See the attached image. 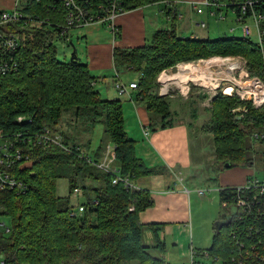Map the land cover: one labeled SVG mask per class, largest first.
<instances>
[{
    "label": "trees",
    "instance_id": "trees-1",
    "mask_svg": "<svg viewBox=\"0 0 264 264\" xmlns=\"http://www.w3.org/2000/svg\"><path fill=\"white\" fill-rule=\"evenodd\" d=\"M118 1L124 11L165 3V14L171 16L175 7L166 2L177 0ZM108 3V0H95L98 7ZM62 9L63 2L59 0H28L18 21L0 25L1 32L15 33L21 41L18 49L12 51L20 64L19 70L0 75V129L10 133L20 131L30 123L15 122L19 116H26L33 117L31 127L48 126L54 130L66 119V113L72 112L90 129L103 124L104 139L107 136L109 140L101 143L100 148L97 146V150H89L94 158L90 157L92 162L87 152L72 153L55 145L36 146L32 150L33 164L21 172L27 190L20 193L0 190V215L11 222L10 231L0 229V258L3 256L6 264H129L135 261L171 264L164 257L162 225H147L140 219L141 212L154 205V198L138 182L161 169L149 165L139 155V141L127 132L122 100L102 97L96 83L103 77L92 75L89 64L76 53L70 60H60L57 45L66 38L53 26L33 21L40 17L54 20ZM3 11L0 10V16ZM171 23L170 27L156 30L151 42L133 48H114L113 54L117 75L119 71L140 74L135 81L138 87L133 89L136 91L133 98L144 104L155 125L165 128L175 123L169 98L159 94L158 78L164 70L182 62L212 54L243 55L248 59L250 73L264 80V56L250 39L183 36L177 30L176 21ZM212 105L207 109L210 119L202 127L213 135L212 168L220 169L223 165L227 170L254 163L249 153L254 151L253 142L264 143V138H253L254 133L264 132V107L255 108L248 101L222 93L214 97ZM238 107L247 110L237 111L240 115L234 112ZM63 140L68 146H78L70 142L69 135L64 134ZM109 146L113 148L110 167L118 169L120 177L130 178L135 187L128 188L122 180L114 183L117 175L97 166L106 157ZM62 178L69 181L72 196L77 187L83 189L77 196L78 203L73 204L71 196L57 194V181ZM234 188L228 185L219 188L223 215L227 212L224 203H232L236 195ZM223 215L217 221H222ZM227 217L219 230L215 227L213 246L203 255L217 256L220 264H264L257 260L239 263L231 259L232 231L238 222L231 225ZM147 229L156 238L154 246L145 243ZM156 247L163 253L162 257L152 253ZM194 263L203 264L195 260Z\"/></svg>",
    "mask_w": 264,
    "mask_h": 264
},
{
    "label": "built area",
    "instance_id": "built-area-1",
    "mask_svg": "<svg viewBox=\"0 0 264 264\" xmlns=\"http://www.w3.org/2000/svg\"><path fill=\"white\" fill-rule=\"evenodd\" d=\"M28 0H14V7L5 10L1 14L0 25L18 21L22 16V8ZM30 1V0H29ZM33 1V0H31ZM63 2V9L59 15L53 20L51 17L36 18L39 24H48L58 29L62 37L71 41L69 32L79 28H85L94 23L108 24L113 35L114 41L121 37L122 27L117 23V18L127 11H124L118 0H108V6H96L95 0H59ZM25 2V3H24ZM24 3V4H23ZM175 7L171 16H167L170 22L182 19L180 0L171 2L167 1ZM190 5L197 15L207 13L209 17L225 20L229 13L235 15L240 25L243 38L250 39L254 46L258 48L264 56V0H202L190 1ZM102 7V9H101ZM253 23V26L250 23ZM197 28H207L204 20L196 21ZM234 31L235 29L232 28ZM256 33L258 39L254 40L253 35ZM195 37V35H193ZM21 45L19 36L15 33H3L0 31V75H6L19 70V62L13 55L12 51L18 49ZM185 66H196V69L202 68L203 78L207 81L204 88L208 92L215 95L217 91L223 95L237 96L242 101L250 102L255 108L264 107V80L258 75H252L248 68V59L243 55H222L210 58H200ZM180 73V70H178ZM168 70L163 71L159 77L160 94L167 95L171 91L173 79H169ZM184 75V86L179 91L186 95L190 92L192 84H197L195 79H189L186 72ZM165 75V80L161 77ZM181 76V75H180ZM119 77V74L117 75ZM116 89L120 94L129 93L138 87L137 82L124 83L118 80ZM221 90V91H220ZM211 95V96H213ZM243 108V111H246ZM26 125L22 130L16 132H5L0 129V190H16L17 193L25 192L28 188L27 183L22 179L21 172L33 164L32 150L36 146H58L68 152L81 153L79 146L66 145L64 138L58 135L53 128L45 126L37 129L31 127L33 117L19 116L15 123ZM144 133L148 137L150 134L149 127L144 126ZM254 139L264 138V132H256ZM110 146L107 155L97 166L106 171L119 174L118 169L110 167L112 152ZM88 159L93 160L88 156ZM110 167V168H109ZM122 180L128 188L135 187L128 177H120L119 175L113 180L114 183ZM236 188V195L233 202H225L226 207H235V211L230 212L227 219L233 225L238 222L232 231L233 251L231 259L235 262H245L249 260H257L264 262V180L255 175H250L245 183L233 186ZM234 188V189H235ZM74 196L77 197L83 191L81 187L74 190ZM200 194L205 192L200 191ZM1 211V206H0ZM4 225V224H3ZM230 225V226H231ZM5 226V225H4ZM7 231L10 228L6 227ZM256 234V235H255ZM258 238H257V237ZM253 237V239H252ZM213 258L214 261L220 263V259ZM0 264H6L3 256L0 258ZM191 264H195L192 261Z\"/></svg>",
    "mask_w": 264,
    "mask_h": 264
},
{
    "label": "rangeland",
    "instance_id": "rangeland-1",
    "mask_svg": "<svg viewBox=\"0 0 264 264\" xmlns=\"http://www.w3.org/2000/svg\"><path fill=\"white\" fill-rule=\"evenodd\" d=\"M10 2V0H0V10L4 9L10 11V9L12 8V2L11 5ZM180 8L183 17L181 20L178 19V21H176V24L178 32L183 36H191L195 33L202 39H244L239 23L237 22L235 15L231 13H229L227 19L221 20L209 17L207 13L202 15L192 14L193 10L187 4H181ZM137 11L141 13L144 11V19L145 21L147 20V24L149 26V29L147 28V36L151 34L152 30L154 29L153 27H151L152 20H154L156 24V29L163 27L164 25L169 27L173 25L171 22L167 21L165 14L160 13L159 5L157 4ZM199 20L206 21L207 28H197L196 21ZM250 25L253 26V23L251 22ZM232 28H234L235 30L232 31ZM110 34L111 31L109 28V23H94L93 25L85 28L72 30L71 32H69V37L72 42L68 39L67 41L66 39H63L61 42L59 41L57 45L58 58L60 60H70L73 57V54L76 53L83 60V62H94V64H90L92 75L96 77H103L96 83V89L100 90L101 95L104 98H111V100L119 98L122 100L124 112L126 115V126L129 130V135L133 139L138 140L140 145H149V140H151L150 136L146 137V135L144 134V130L140 124L139 117L136 114L135 105L130 100V94H120L115 87L118 80H122L124 83H127L131 79L138 81L140 74L134 71H119V77L115 76L117 75V71L113 63V49H111L113 38H111ZM119 39L117 40H122V38L120 40ZM253 39H258L256 33L253 35ZM147 40H149L148 42H151L152 39L151 37L150 39L148 37ZM107 42L111 43L107 56L104 55L98 58L99 55L96 47L93 46V48L90 49L93 44L105 45ZM222 55L224 54H212L208 58L213 56L222 57ZM193 61L182 62L178 64L175 69L171 70V73H176L178 70H182L183 72L185 71L187 74H189V79H195V82L197 83L196 86L198 88L195 89V91H202V94L200 92V94L202 95V99L197 98V105L186 104L185 101L189 99L185 100L184 98H182L180 92L175 91V95L178 98L173 109L176 110L179 114H187L186 116L189 117L190 113L192 112V106L193 108L196 107L197 109H199L200 115H203L205 117L202 121L204 122L206 119L205 122H207L208 117L210 119L211 116L207 111V108H212V101L214 97L221 92L217 91V94L213 95L208 92L209 90H206L204 88L205 84H207V81L205 80V78H203L202 68L196 69V66H188L187 69H184L186 67L185 65L192 63ZM178 74L170 76V78ZM105 76H107L106 80L104 79ZM164 76H162L161 78H163ZM193 100L195 101V98H193ZM237 111H243V107H238L236 108V110H234L235 113H239ZM70 121H75V123L71 124ZM54 131L58 135L62 136V138H64V134L66 136H71L72 141L70 142H76L80 147L79 149L82 151V153L86 154L87 152L88 154L86 155H88L89 157L92 156L89 150H93V148L97 150L98 148H100L99 146L101 145V143L107 142L109 140L107 136L104 139L103 124H98L93 129H90L86 125L85 121L76 118L74 116V113L72 112L66 113V119H64L63 123L58 127V129L54 128ZM103 139L104 141L102 142ZM194 139L195 143L191 145L192 160L197 163L202 159L204 161V164L200 166L199 169L191 166L190 169L186 171V173H184L186 176H188L187 178H183V185L186 186L189 190V192L187 191V194L189 196L188 214H190V220L187 227L188 230L185 231L186 233L181 232L180 238H185L187 239V241L189 240L188 242L190 243H194L195 239L196 242H199L202 245L212 247L215 236L216 221L222 217L224 211L221 206L219 188L220 186L224 187L228 185L233 187L235 185H240L241 183H243L244 179H246V176L249 173L264 180V143H252V148H254V151L252 153H249V155L254 160V163H252L251 165H241V167L235 166L233 168H227L226 170L223 168V165H220V169L212 168L209 162L208 155L211 156L212 154L213 136L205 135L203 137H195ZM90 141L92 142V145L88 146ZM97 146L98 148H96ZM153 153L157 155L156 152ZM144 157L145 161L149 165H151V154H144ZM157 157L160 158L159 155H157ZM91 158L94 159L93 156ZM56 191L57 194L61 197L71 196L73 204L75 202L78 203L77 201L79 199L77 197H74V195H71L70 183L66 178H62L57 181ZM200 191L205 192V194L201 195ZM80 200H82V197H80ZM226 210L227 212L224 213L222 220H224V218L229 215V211L234 213L235 207L229 206ZM6 227H11L10 219L3 215H0V229L6 230ZM145 243L151 246L155 245L153 236L148 229L145 231ZM154 249L155 250H153L152 253L161 257L163 256V253L161 251L158 252V247ZM209 261L210 262H208V264H220L218 261H214L213 258L209 259ZM129 264H140V262L135 261ZM204 264H207V262H205Z\"/></svg>",
    "mask_w": 264,
    "mask_h": 264
},
{
    "label": "crops",
    "instance_id": "crops-1",
    "mask_svg": "<svg viewBox=\"0 0 264 264\" xmlns=\"http://www.w3.org/2000/svg\"><path fill=\"white\" fill-rule=\"evenodd\" d=\"M12 2V8L14 7V0H10ZM180 4H187L191 9L190 0H180ZM196 1V0H191ZM202 1V0H198ZM10 2V5H11ZM154 5V4H153ZM160 13L165 14L164 6L165 3H159ZM149 7V6H147ZM11 8V9H12ZM146 8V7H143ZM137 9V10H143ZM4 10V9H1ZM136 9L134 11H127L124 14L120 15L117 18V23L122 27L121 41H114L113 38L112 48L114 54V48H133L145 45L150 39L154 32L158 29L165 28L163 27L156 29V24L154 20L151 21L152 30L151 34L147 36V28L149 26L147 24V20L144 19V11L138 12ZM193 10V9H192ZM192 14H195L193 11ZM167 18V15L165 14ZM167 21L168 18H167ZM170 22V21H169ZM197 36V34H192L191 36ZM120 38V39H121ZM200 38V37H199ZM119 39V40H120ZM111 40V39H110ZM72 42V40H71ZM119 42V43H118ZM110 42H107L105 45H92L96 47L98 51V58L108 55ZM112 55V54H111ZM78 56V55H77ZM79 57V56H78ZM80 58V57H79ZM81 59V58H80ZM82 60V59H81ZM83 61V60H82ZM114 61V60H113ZM86 63V62H85ZM89 66L94 64V62H88ZM91 64V65H90ZM177 67V66H176ZM175 67V68H176ZM175 68L166 69L171 74V76L178 73H171V70ZM165 71V70H164ZM170 74H168L170 76ZM180 74L171 77L169 79H173V83L171 85V91L167 95L160 94V83H159V94L161 96H166L169 98L171 103V110L173 112V117L175 119V123L172 126L161 128L160 126L154 125L150 119V113L147 108L144 106L142 102L135 101L133 97H136V91L131 90L130 96L131 101L135 105L136 114L139 117L140 124L144 130V126H148L150 130V139L149 145L142 146L139 144L140 156L144 157V154H148L152 156V160L150 164L153 167L160 168L161 170H157V173L145 176L140 178L138 184L142 188L149 189L152 192V196L154 198V205L142 211L140 214V219L144 224H158L162 225L160 228V238L162 243L165 245L166 254L165 258L171 264H191L192 261H202L210 262L206 256H204V252L211 247L207 245H202L199 242H196L194 239V243H190L185 238H180V233L188 230L190 214L189 213V196L186 186L183 185V178H187L184 173L190 169L191 166L198 168L204 164V161L201 159L199 162L195 163L192 160L191 155V145L195 143V137H203L205 135L213 136L210 133H206L203 130V126L206 123V119L203 122L202 120L205 118L203 115H200L199 109L196 107L193 108L189 117L187 114H179L176 110H174V106L177 102L176 92H180L179 88L184 86V75ZM160 77V74H159ZM178 77V78H177ZM159 79V78H158ZM137 80L131 79L127 83L134 82ZM159 82V80H158ZM192 90L183 95L181 92L182 98L189 99L186 104L197 105L196 100L202 99V91H195L198 89L195 84L191 86ZM201 92V94H200ZM195 98V101L193 100ZM198 98V99H197ZM193 101V103H192ZM211 105V103H210ZM208 109V108H207ZM208 111V110H207ZM209 112V111H208ZM209 120V117H208ZM195 128V129H194ZM129 131V130H128ZM127 131V132H128ZM138 141V140H137ZM142 146V147H141ZM214 151V145L212 149L211 156L208 155L209 162L211 164L212 156ZM153 152H156L157 157ZM200 156V155H199ZM251 175L247 174L246 179H244L243 183L246 182L247 178ZM242 183V184H243ZM241 185V184H240ZM188 191V192H187ZM153 236L156 245V238L151 230H149ZM187 241V242H186ZM197 243V244H195ZM151 246V245H150ZM154 246V245H153ZM212 264V263H211Z\"/></svg>",
    "mask_w": 264,
    "mask_h": 264
},
{
    "label": "water",
    "instance_id": "water-1",
    "mask_svg": "<svg viewBox=\"0 0 264 264\" xmlns=\"http://www.w3.org/2000/svg\"><path fill=\"white\" fill-rule=\"evenodd\" d=\"M227 221H217L216 222V229L219 230L224 224H226Z\"/></svg>",
    "mask_w": 264,
    "mask_h": 264
},
{
    "label": "bare ground",
    "instance_id": "bare-ground-1",
    "mask_svg": "<svg viewBox=\"0 0 264 264\" xmlns=\"http://www.w3.org/2000/svg\"><path fill=\"white\" fill-rule=\"evenodd\" d=\"M184 67H185V66H184ZM187 67H188V66H186L184 69H187ZM184 69H183V70H184ZM188 69H189V68H188ZM189 70H190V69H189ZM180 71H181V73H182V70H180ZM181 73H179V74L181 75ZM177 74H178V73H177ZM186 74H187V73H186ZM180 75H179L178 77H180ZM188 75H189V74H187V76H185V77H188ZM178 77H177V78H178ZM165 78H166V77L164 76L163 79L165 80ZM161 79H162V78H161Z\"/></svg>",
    "mask_w": 264,
    "mask_h": 264
},
{
    "label": "flooded vegetation",
    "instance_id": "flooded-vegetation-1",
    "mask_svg": "<svg viewBox=\"0 0 264 264\" xmlns=\"http://www.w3.org/2000/svg\"><path fill=\"white\" fill-rule=\"evenodd\" d=\"M227 221V220H226Z\"/></svg>",
    "mask_w": 264,
    "mask_h": 264
}]
</instances>
